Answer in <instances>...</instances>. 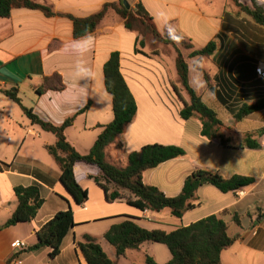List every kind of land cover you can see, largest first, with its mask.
<instances>
[{
	"label": "crops",
	"instance_id": "1",
	"mask_svg": "<svg viewBox=\"0 0 264 264\" xmlns=\"http://www.w3.org/2000/svg\"><path fill=\"white\" fill-rule=\"evenodd\" d=\"M33 1L48 6L54 15L17 8L10 18H0V162L4 166L0 171V264H10L14 259L21 264H87L77 245L86 235L94 237L118 264L109 255L111 245L104 236L125 218H134L147 230L170 233L211 215L222 217L236 239L222 253L223 264H264V110L242 121L234 117V111L264 98V78L256 72L264 64V26L232 0H127L131 9L138 5L145 8L162 38H166V23H171L188 44L182 52L189 63L191 86L197 87L202 74L206 86L197 93L224 123L220 133L229 141L225 147L219 139L210 141L202 136L198 117L182 119L183 101L189 103L190 99L179 80L175 47L164 41L142 39L141 25L130 30L124 19L110 12L93 33V50L84 57L92 78L78 81L73 75L74 58L63 52L64 45L75 39L73 21L68 16L85 18L118 0ZM239 2L253 8V0ZM255 2L264 8V0ZM212 42L216 49L210 57H191ZM114 53L120 55V70L138 112L124 133L107 147L108 162L124 168L129 155L146 145L181 147L186 151L185 158L144 173V183L168 197L181 194L186 179L198 169L216 171L225 178L248 176L256 183L234 193L205 185L197 192L196 207L178 219L169 210L158 213L131 206L128 199L136 198L128 191L122 192L123 199L108 202L96 182V178L104 181L99 168L79 163L76 179L89 198L83 206H76L60 182V164L47 149L56 144V136L34 125L22 107L2 91L18 88L23 104L54 125L74 117L73 125L65 132L67 140L80 154H89L104 127L115 117L104 74ZM55 74L63 79L62 89L39 93L44 78ZM247 135L253 136L256 148L246 147ZM33 184L42 185L45 198L36 218L4 227L18 207L15 187ZM70 209L76 227L65 237L60 254L52 258L48 247L32 249L39 243L37 232L56 214ZM235 214L240 216L241 226L233 220ZM232 226L236 227L233 234ZM17 241H23L26 248L15 249ZM151 243H144L140 250H129L123 258L128 260L136 252L141 264H146V255L162 264L150 251Z\"/></svg>",
	"mask_w": 264,
	"mask_h": 264
},
{
	"label": "trees",
	"instance_id": "2",
	"mask_svg": "<svg viewBox=\"0 0 264 264\" xmlns=\"http://www.w3.org/2000/svg\"><path fill=\"white\" fill-rule=\"evenodd\" d=\"M243 12L249 14L254 21L264 26V8L257 5L253 0V8L242 5L239 0H232ZM124 0L107 3L96 14L76 18L68 16L74 25V37L78 38L87 33H95L99 25L110 12H113L125 20L126 27L136 30L141 25L146 31L154 35L156 40L164 41L176 49V68L180 83L189 96L190 102L186 103L176 88V92L184 103L181 117L189 120L198 117L202 123V136L208 140L219 139L222 145L227 147L229 141L220 133L224 123L217 113L210 108L194 91L190 85L189 63L180 47L188 48V44L182 39L179 43L170 39L167 34L162 38L158 33L152 17L142 5L135 9H127ZM17 8L40 10L47 16H53L52 10L45 5L38 4L33 0H0V18L8 19L12 11ZM216 49L215 43H210L205 48L192 53L191 57H210ZM197 67L201 69L199 64ZM205 78L209 82V75ZM105 85L112 95L114 106V121L104 127L89 154H80L67 140L66 129L74 123V117L64 124L57 126L40 118L33 109L26 107L19 97L18 88L2 91L3 95L22 107L25 114L34 125H39L42 130L53 133L56 144L48 146V151L60 164L62 174L60 182L69 197L76 206H83L89 198L88 191L77 181L75 167L79 163L97 166L102 174V179L96 178L98 185L104 190L108 202L112 203L123 199V191L130 192L135 201L128 199V203L142 211L163 212L169 210L175 218L181 219L186 212L196 206L198 190L211 185L222 193H234L241 189L251 187L256 183L252 177L234 175L231 178L223 177L219 172L205 169L194 171L185 181L181 194L168 197L157 187L148 186L144 183V173L158 168L160 165L185 158L186 151L174 145L152 144L144 146L140 151L133 152L128 157V165L124 168L117 167L106 158V149L122 135L126 127L131 124L138 112L137 102L129 89L120 70L119 53L112 54L106 63ZM63 79L59 74L45 77L42 89L39 93L47 90H61ZM264 110V98L254 104H246L238 111H234L236 121H242L255 112ZM252 135H247L245 145L248 148H256ZM7 167V165H5ZM0 162V171L3 170ZM105 182V183H104ZM110 185V188H109ZM44 188L40 184L28 187H15L14 192L18 201V207L4 227H12L20 223L32 222L41 207L45 203ZM264 217V214L261 215ZM237 225L241 226V218L238 214L233 216ZM76 227L72 209L60 212L54 216L43 228L37 232L39 243L33 247L39 250L45 247L51 249L50 256L57 257L62 249V244L68 233ZM105 240L115 248L118 257H126L129 250H140L147 242L165 245L172 256L167 264H223L222 253L231 248L236 239L229 234L227 222L218 215H211L187 227H179L167 233L161 230H147L141 227L134 218L127 217L121 223L113 225L105 234ZM78 248L82 252L87 264H117L104 251L102 245L92 236L86 235L83 242H78ZM146 264H158L151 256L146 255Z\"/></svg>",
	"mask_w": 264,
	"mask_h": 264
},
{
	"label": "clouds",
	"instance_id": "3",
	"mask_svg": "<svg viewBox=\"0 0 264 264\" xmlns=\"http://www.w3.org/2000/svg\"><path fill=\"white\" fill-rule=\"evenodd\" d=\"M165 32L167 36L174 42L179 43L182 40V36L177 32L174 25L166 23ZM95 37L91 33H87L81 37L75 38L70 42H67L63 47V52L74 58L73 75L79 81L82 78H92V69L87 65L84 60L94 47ZM190 81V85H191ZM206 86V81L203 80L202 74L198 77V84L193 90L199 92L200 89Z\"/></svg>",
	"mask_w": 264,
	"mask_h": 264
},
{
	"label": "rangeland",
	"instance_id": "4",
	"mask_svg": "<svg viewBox=\"0 0 264 264\" xmlns=\"http://www.w3.org/2000/svg\"><path fill=\"white\" fill-rule=\"evenodd\" d=\"M141 38L150 41H155L156 38L154 37L153 34H151L150 32L146 31L145 28L143 26H141ZM172 46V45H171ZM174 47V46H173ZM170 48V47H169ZM182 49H184L183 47H180V50L182 51ZM176 50V49H175ZM170 55L173 54V49L170 48ZM183 53V52H182ZM236 227L232 226L231 228V234H233V231ZM153 246L152 249L150 250L152 253H154L158 259V261L162 264L166 263V261H168L171 258V254L170 251L168 250V248L163 245V244H159V243H151ZM110 251L108 252L109 255L115 259L116 261H118V264H141V257L139 254H137L136 252L133 253V256L129 257L128 260H126L123 257H118L115 253V249L110 246Z\"/></svg>",
	"mask_w": 264,
	"mask_h": 264
},
{
	"label": "built area",
	"instance_id": "5",
	"mask_svg": "<svg viewBox=\"0 0 264 264\" xmlns=\"http://www.w3.org/2000/svg\"><path fill=\"white\" fill-rule=\"evenodd\" d=\"M256 72L260 77L264 78V64H260L256 68ZM14 247L17 250H23L24 248H26V244L23 241H17L15 242ZM10 264H21V261L18 259H14L10 262Z\"/></svg>",
	"mask_w": 264,
	"mask_h": 264
},
{
	"label": "water",
	"instance_id": "6",
	"mask_svg": "<svg viewBox=\"0 0 264 264\" xmlns=\"http://www.w3.org/2000/svg\"><path fill=\"white\" fill-rule=\"evenodd\" d=\"M124 5L126 6L127 9H131V6L127 0H124Z\"/></svg>",
	"mask_w": 264,
	"mask_h": 264
}]
</instances>
